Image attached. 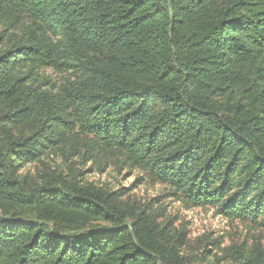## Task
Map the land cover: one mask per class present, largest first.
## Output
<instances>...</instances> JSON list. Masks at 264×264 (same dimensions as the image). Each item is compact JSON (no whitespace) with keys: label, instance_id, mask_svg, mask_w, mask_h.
<instances>
[{"label":"trees","instance_id":"trees-1","mask_svg":"<svg viewBox=\"0 0 264 264\" xmlns=\"http://www.w3.org/2000/svg\"><path fill=\"white\" fill-rule=\"evenodd\" d=\"M209 260L264 264V0H0V264Z\"/></svg>","mask_w":264,"mask_h":264},{"label":"rangeland","instance_id":"rangeland-1","mask_svg":"<svg viewBox=\"0 0 264 264\" xmlns=\"http://www.w3.org/2000/svg\"><path fill=\"white\" fill-rule=\"evenodd\" d=\"M51 74V73H50ZM52 79H56L55 75H51ZM31 171H34V167H29ZM115 171L112 169L107 170L104 174L94 173L89 175L91 181H95L101 185L105 183H110L113 188L119 189L120 187H131V185L135 184V177H128L126 179H122V176L117 177ZM161 191V187L156 186L153 187L152 185H138L134 190L130 193L133 198L139 201H147L153 197H156L159 192ZM172 213L177 212L178 217L180 220L188 222V226L192 232V238L198 239L199 237L212 233L214 235L219 234H229L233 233L236 234L237 230L241 231L238 227H232L231 225L227 224L221 218H217L213 216L212 213H208L201 210L196 211H184L178 205H175L171 208ZM241 235H244L245 232H241ZM239 235V233H237ZM202 264V263H196ZM207 264H217L213 260H209Z\"/></svg>","mask_w":264,"mask_h":264}]
</instances>
